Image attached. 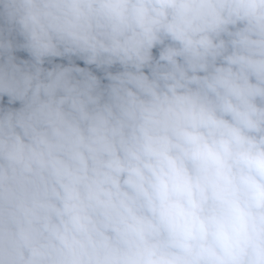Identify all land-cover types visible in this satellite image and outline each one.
<instances>
[{"label": "clouds", "instance_id": "9594fccd", "mask_svg": "<svg viewBox=\"0 0 264 264\" xmlns=\"http://www.w3.org/2000/svg\"><path fill=\"white\" fill-rule=\"evenodd\" d=\"M0 264H264V0H0Z\"/></svg>", "mask_w": 264, "mask_h": 264}]
</instances>
